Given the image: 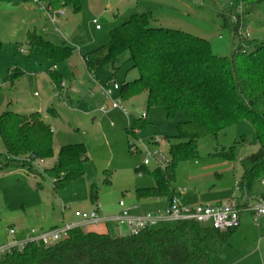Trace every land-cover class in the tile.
Segmentation results:
<instances>
[{
  "label": "rangeland",
  "instance_id": "obj_1",
  "mask_svg": "<svg viewBox=\"0 0 264 264\" xmlns=\"http://www.w3.org/2000/svg\"><path fill=\"white\" fill-rule=\"evenodd\" d=\"M41 1L0 0V114L6 110L25 114L41 112L53 129V159L61 146L76 143L86 145L89 159L84 175L57 193L50 176H39L27 166L20 165L22 161L19 159L16 169H0V244L10 239L9 228L20 232L26 228L48 227L53 218L62 216V211L70 221L78 220L75 211L93 207L89 198L93 183L100 187L98 202L106 216L120 212L118 203L121 199L135 200L138 188L145 190L155 184L150 174L136 171V167L143 165L146 147L160 150L168 157L169 144L165 138L177 134V122L186 116L180 113L176 119H170L162 107L147 110L146 93L128 101L122 100L126 112L120 109L107 113L99 111L107 100L96 89L82 56L109 43L115 27L134 13L151 11L155 17L153 26L178 29L205 38L210 41L214 53L229 58L233 57L240 36L231 31L227 18L233 22L245 19L247 26L243 36L264 41V2L253 5V11L246 17H238L243 15L246 0H81L78 12L71 6L55 8L66 10L63 21L56 25L41 5L46 6L50 0ZM251 7L250 3L247 9ZM94 18L102 26L100 31L96 30ZM28 28H36L55 44L73 47L72 57L59 63L43 59L29 48ZM21 48L26 52L20 51ZM129 57V52L120 57L113 78L119 83L132 81L139 75ZM53 70L78 92L63 89L64 95L60 94L61 83L58 89L50 75ZM12 73H17L14 81L10 80ZM98 76L102 82H109L111 72L102 69ZM114 97L118 99L120 95ZM147 112L149 124L143 129L133 128L135 119L144 114L147 117ZM131 127L134 135L129 131ZM132 138L142 151L133 150ZM154 138L161 139L160 144H151ZM198 146L200 156L197 160L184 161L177 166L176 188L187 189V196L194 204L227 202L237 191L236 182L242 175L241 160L259 149L254 125L247 119L241 120L217 138L200 139ZM223 147H234L236 160L209 155ZM3 150L0 140V152ZM22 158L28 161L29 156ZM53 159H46L39 167L31 164L43 172L54 162ZM156 166L151 160L147 167L153 170ZM38 183L41 188L37 187ZM255 191H264L261 182L255 186ZM246 213L243 221L248 219L253 230L234 234L230 245L214 257L216 262L224 263L225 259L220 258L231 251L230 246L238 248L245 243L252 250L260 248L264 254V228L262 225L256 227L252 215ZM109 225V233L117 234L114 224ZM173 225L174 222L166 223L168 227ZM257 264H260L259 260Z\"/></svg>",
  "mask_w": 264,
  "mask_h": 264
},
{
  "label": "trees",
  "instance_id": "obj_2",
  "mask_svg": "<svg viewBox=\"0 0 264 264\" xmlns=\"http://www.w3.org/2000/svg\"><path fill=\"white\" fill-rule=\"evenodd\" d=\"M53 8L71 6L81 9V0H50ZM264 0H246L243 15L253 11L255 4ZM252 5L250 10L248 4ZM231 11V10H230ZM245 20V19H244ZM227 18L231 31L240 36L233 57L213 52L205 38L178 29L153 26L151 11L137 12L111 31L109 43L97 46L83 55L87 70L97 75L102 69L111 72L114 80L120 57L129 52L138 77L120 83L124 101L143 93L147 96V109L162 107L166 116L176 119L180 113L186 118L177 122V134L166 137L169 144L168 161L164 167L153 170L147 166L136 171L150 174L153 187L138 190L144 195L165 198L170 203L175 195L176 169L184 161L200 156L198 142L205 137L217 138L239 121L252 122L256 132L257 152L241 160L242 175L239 186L242 194L252 196L255 186L264 178V41L244 37L240 30L247 22ZM30 50L47 61H68L74 48L58 45L36 29L27 32ZM17 73H12L14 81ZM50 75L59 89L63 80L57 71ZM149 124L147 117L135 119L134 127L143 129ZM132 127L130 133L135 134ZM0 169L10 171L18 166V159L39 176H50L57 193L67 188L85 173L89 159L83 143L60 147L51 166L43 172L22 157H55L54 134L41 112L29 114L3 111L0 114ZM236 160L234 147L210 153ZM109 175V174H107ZM110 178H106L109 180ZM41 188L40 184H37ZM43 187V186H42ZM100 187L91 184L89 198L92 204L99 199ZM139 192V193H140ZM237 228L221 231L211 225L186 220L173 227L166 224L145 228L138 234H111L77 228L68 239L53 245L29 244L23 251L6 256L0 264H214L213 258L230 241Z\"/></svg>",
  "mask_w": 264,
  "mask_h": 264
},
{
  "label": "built area",
  "instance_id": "obj_3",
  "mask_svg": "<svg viewBox=\"0 0 264 264\" xmlns=\"http://www.w3.org/2000/svg\"><path fill=\"white\" fill-rule=\"evenodd\" d=\"M37 2H42L37 0ZM42 7L46 9L47 14L51 22L54 24L60 23V17L65 15L63 9H54L50 5L41 3ZM93 23L97 29L101 28V24L98 19H94ZM243 30L240 33L243 35ZM21 51L25 52L21 48ZM96 89L104 96L107 102L100 107V112L107 113L109 110L120 109L126 112V108L122 106V97L115 98V92H119L121 85L118 81L102 82L96 81ZM63 89H69L72 92H78L75 87H68L67 83L63 80L61 82V91ZM59 91L60 94L62 92ZM63 96V95H62ZM146 117V114L142 116ZM131 147L133 150L142 151L139 145L132 142ZM161 139H152L151 144H160ZM44 158H39L35 155H30L28 161L34 165L41 166L45 163ZM151 160L156 162L157 166L164 167L168 161V158L160 151L153 150L146 147V155L143 162L144 166H148ZM261 184L264 186V178L261 180ZM237 191L232 193L229 201L219 203H198V204H185L181 201V194L186 192L185 188H176L175 195L167 207L156 211H147L142 213H133L136 205L127 204L125 199H121L118 203L120 212L115 215L106 216L103 214V208L97 201L93 204L90 210H77L75 216L78 220L72 222H65L60 226L52 227L49 229L31 228L27 231L25 236H17L18 232L15 228L11 227L8 230L11 236L5 243L0 244V262L8 255L15 251H23L29 244H43L45 246L53 245L62 240L68 239L71 232L74 229H81L84 232L92 230L93 226H99L101 224L113 223L120 227H126L127 232L125 234H138L145 228H153L160 225H164L167 222H180L186 220H192L205 225H211L212 227L226 231L234 228H238L241 222V216L243 213L250 211L253 215V220L256 225L264 218V194L257 197H249L247 194L243 195L239 186V181L236 182ZM64 208H68L65 206ZM121 234V235H125Z\"/></svg>",
  "mask_w": 264,
  "mask_h": 264
},
{
  "label": "crops",
  "instance_id": "obj_4",
  "mask_svg": "<svg viewBox=\"0 0 264 264\" xmlns=\"http://www.w3.org/2000/svg\"><path fill=\"white\" fill-rule=\"evenodd\" d=\"M46 5H50L51 7H53V5L51 4V2H49V4H46ZM65 9V8H64ZM66 11V10H65ZM66 14V13H65ZM66 16V15H65ZM64 16V17H65ZM64 17L63 16H61L60 17V20H62L63 21V19H64ZM94 19H97V18H94ZM94 19H93V21H94ZM34 29H36V28H34ZM102 29V26H101V28L100 29H97L96 28V30L97 31H100ZM30 30V28H28V30H27V32ZM37 30V29H36ZM39 32V31H38ZM21 51V50H20ZM26 52V51H25ZM83 57V56H82ZM83 61H84V63H85V60H84V58H83ZM87 69V68H86ZM89 72V71H88ZM90 73V72H89ZM62 77V76H61ZM90 77H91V79H92V81H94V83H95V80L96 81H102L100 78H99V76H98V74L95 76V75H92L91 73H90ZM68 85V84H67ZM95 86H96V84H95ZM68 87H75V86H73V85H68ZM76 88V87H75ZM69 90V89H68ZM78 90V89H77ZM71 91V90H70ZM62 92V91H61ZM75 93V92H74ZM77 93V92H76ZM62 94H63V92H62ZM64 95V94H63ZM115 95H120V91L119 92H115ZM147 110H149V109H147ZM100 111V110H99ZM52 113L53 114H56V111H54V110H52ZM148 116H149V112H147V119H148ZM51 125V124H50ZM53 160H55V159H53ZM53 164V163H52ZM51 164V165H52ZM50 165V166H51ZM154 186V185H153ZM153 186H151V187H153ZM150 187V188H151ZM264 187V186H263ZM175 188H176V186H175ZM149 189V188H148ZM54 190V189H53ZM138 190H142V189H137L136 190V198H135V200H132V201H128V200H126V202H127V204H129V205H136L137 207L135 208V209H133V213H136V214H138V213H142V212H147V211H156V210H159V209H164V208H166L167 207V205H168V201L165 199V198H160V197H156V196H153V195H144L143 194V192H140V191H138ZM140 192V193H139ZM187 193H188V190L186 189V192L185 193H183V194H181V201L183 202V203H185V204H194V203H192L191 201H193L192 199H189V197L187 196ZM264 194V191H262V192H260V193H256V191H255V188H254V191H253V194H252V196L251 197H257V196H259V195H263ZM230 199V198H229ZM229 199L227 200V201H229ZM99 200V199H98ZM220 202H222V201H220ZM204 204V203H203ZM119 209H120V207H119ZM246 213V212H245ZM247 213L248 214H250V215H252V213L250 212V211H247ZM246 213V214H247ZM243 215H245L244 213L242 214V216H241V222H240V225H239V227L236 229V231H235V233L234 234H238V233H246V232H248V231H250V230H253L252 228H251V226H250V221L248 220V219H245L244 221H243ZM252 219H253V215H252ZM65 222H72V221H70L69 220V218H67V216H65V214H64V212L62 211V216L60 217H55V218H53L52 219V222L48 225V227H41V229H49V228H52V227H56V226H60V225H62L63 223H65ZM253 222H254V220H253ZM254 224H255V222H254ZM261 225L263 226V228H264V218H262L261 220H260V222H259V225H256L255 224V226L256 227H261ZM109 224H107V225H105V224H101V225H99V226H93L92 227V230H95V231H98V232H103V233H105V232H110L109 231ZM114 226H115V228H116V230L118 231V232H116L117 234H125L126 232H127V228L126 227H120V226H117V225H115L114 224ZM29 229L28 228H26V229H21V231L20 232H18V234H17V236H19V237H23V236H25V234L27 233V231H28ZM123 231V233H121ZM120 232V233H119ZM234 234H232V236L234 235ZM231 236V237H232ZM228 245H230V241H229V243L226 245V246H228ZM225 246V247H226ZM224 247V248H225ZM231 248V251L230 252H225V254H224V256H223V258H220V259H225V261H226V263H225V261H224V263L225 264H257V260H259L260 261V264H264V254H263V252L261 251V249L260 248H258V250L257 251H255V250H252L251 249V247H249V245L247 244V243H245V244H243V245H240L238 248H235L234 246L232 247V246H230ZM223 248V249H224ZM222 249V250H223ZM233 249V250H232ZM221 250V251H222ZM220 251V252H221ZM234 251V252H233ZM219 252V253H220ZM218 253V254H219ZM218 254H216V255H218ZM235 254V255H234ZM215 255V256H216ZM228 255H230V256H228ZM232 255V256H231ZM214 256V257H215ZM227 258V259H226ZM213 262H214V264H224V263H222L220 260H219V263H218V261L216 262V260H214V258H213Z\"/></svg>",
  "mask_w": 264,
  "mask_h": 264
}]
</instances>
